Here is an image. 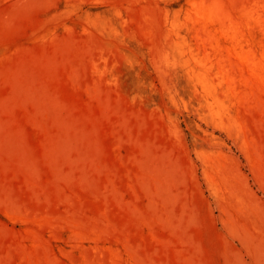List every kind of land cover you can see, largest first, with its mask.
Returning a JSON list of instances; mask_svg holds the SVG:
<instances>
[{
	"label": "rangeland",
	"instance_id": "obj_1",
	"mask_svg": "<svg viewBox=\"0 0 264 264\" xmlns=\"http://www.w3.org/2000/svg\"><path fill=\"white\" fill-rule=\"evenodd\" d=\"M0 264H264V0H0Z\"/></svg>",
	"mask_w": 264,
	"mask_h": 264
}]
</instances>
